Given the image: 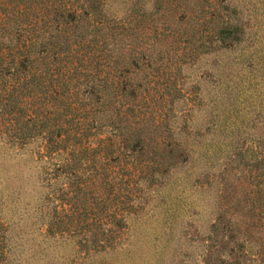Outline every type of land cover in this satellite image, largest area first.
<instances>
[{
	"label": "rangeland",
	"instance_id": "obj_1",
	"mask_svg": "<svg viewBox=\"0 0 264 264\" xmlns=\"http://www.w3.org/2000/svg\"><path fill=\"white\" fill-rule=\"evenodd\" d=\"M65 1L126 24L151 146L56 173L0 133V264H264V0Z\"/></svg>",
	"mask_w": 264,
	"mask_h": 264
},
{
	"label": "trees",
	"instance_id": "obj_2",
	"mask_svg": "<svg viewBox=\"0 0 264 264\" xmlns=\"http://www.w3.org/2000/svg\"><path fill=\"white\" fill-rule=\"evenodd\" d=\"M125 25L94 3L0 0V133L20 146L42 141L49 159L64 155L56 173L111 168L145 154L151 143L139 126L137 100L149 91L124 78L121 60L137 68L143 54L125 44ZM216 33L217 41H238L242 30L227 23ZM78 180L86 193L87 179Z\"/></svg>",
	"mask_w": 264,
	"mask_h": 264
}]
</instances>
